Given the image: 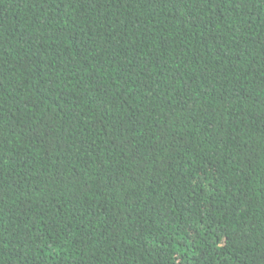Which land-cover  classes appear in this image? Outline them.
<instances>
[{
  "label": "trees",
  "instance_id": "16d2710c",
  "mask_svg": "<svg viewBox=\"0 0 264 264\" xmlns=\"http://www.w3.org/2000/svg\"><path fill=\"white\" fill-rule=\"evenodd\" d=\"M0 264H264V0H0Z\"/></svg>",
  "mask_w": 264,
  "mask_h": 264
}]
</instances>
